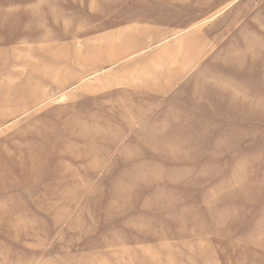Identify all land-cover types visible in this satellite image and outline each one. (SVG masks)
Segmentation results:
<instances>
[{
	"label": "rangeland",
	"instance_id": "374dc122",
	"mask_svg": "<svg viewBox=\"0 0 264 264\" xmlns=\"http://www.w3.org/2000/svg\"><path fill=\"white\" fill-rule=\"evenodd\" d=\"M0 264H264V0H0Z\"/></svg>",
	"mask_w": 264,
	"mask_h": 264
},
{
	"label": "bare ground",
	"instance_id": "6f19581e",
	"mask_svg": "<svg viewBox=\"0 0 264 264\" xmlns=\"http://www.w3.org/2000/svg\"><path fill=\"white\" fill-rule=\"evenodd\" d=\"M17 53V52H16ZM23 58V57H22ZM25 59V58H24ZM23 60V59H22Z\"/></svg>",
	"mask_w": 264,
	"mask_h": 264
}]
</instances>
